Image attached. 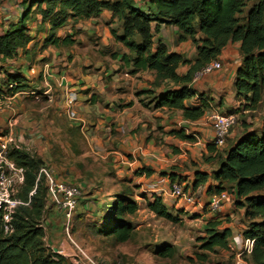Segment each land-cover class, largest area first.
Segmentation results:
<instances>
[{"label": "crops", "instance_id": "obj_1", "mask_svg": "<svg viewBox=\"0 0 264 264\" xmlns=\"http://www.w3.org/2000/svg\"><path fill=\"white\" fill-rule=\"evenodd\" d=\"M30 1L0 0V37L21 23L22 15L30 6ZM134 2L144 11L148 8V0ZM33 10L34 8H31V12ZM40 20V16H36L35 20L25 22L29 29V39L25 46L18 49L12 59L0 61V92L5 95L0 104V142L9 131L8 125L13 123L15 137L30 145L29 153L37 154L42 164L50 166L56 175L60 173V176L65 178L64 183L75 185L77 178L73 169L64 164L56 166L51 160V153L68 157L72 146L70 142H61L60 138L70 141L68 131L72 130L82 139V148L78 149L82 157L87 153L110 156L111 167L117 170V174L121 172L120 169L127 167L139 170V180L144 179L140 189L150 193V201L152 197H160L157 193L163 192L170 183L168 178L159 180L161 170L175 160H188L187 163L196 164L189 178L192 179L191 187L196 173H205L208 176L204 187L196 191L190 189L192 193L202 191L203 195L199 199H203L204 203L194 198L192 205H196L195 208L184 200L179 203L183 204L185 211L191 207V213L201 214L202 208L211 197L206 191L217 184L213 174L219 168L223 153L229 148L227 145V148L224 145L221 149L211 145L213 130L208 117L211 112L223 115L237 108L234 81L236 72L241 67L240 43L226 45L217 59L221 65L219 70L198 78L194 76L189 87L195 91L196 98L202 95L210 109L198 121L188 122L182 119L178 111L154 108L156 97L167 91L177 90L173 83L165 81L155 87L151 72L131 74V68L122 63L121 58L128 54V51L111 35V30L117 36L121 35L120 24L111 12L104 10L97 18L70 22L58 30V37L72 36L74 41L72 46L62 48H56L47 42L50 35L48 27H45L44 33L37 34ZM155 27L156 23H151L153 49L160 41L170 53L181 55L188 61L195 59L196 48L191 39L179 43L176 27L163 24L158 26V32L154 33ZM199 39L200 36L196 35L195 40ZM189 69L188 65L179 66L176 73L185 76ZM10 75H19L24 80L26 89L7 95L6 91L10 90L9 86L12 85L7 83V77ZM67 91L75 97V120L67 117L63 107ZM29 96H34V101H28ZM43 99L49 104L48 112L47 109L38 107ZM187 105L197 103L193 99L187 102ZM244 122L229 132L226 139L229 144L242 134L260 127V123L255 121L245 119ZM171 131H183L186 137L193 140H179L169 134ZM212 148L215 152L209 150ZM65 162L67 163V160ZM144 170L149 171L150 175H146ZM164 176L169 177L168 174ZM191 194L185 195L192 197ZM89 198L80 199L71 227L73 238L78 240V243L82 239L81 233L86 231L84 226L91 218L97 216ZM162 202L164 204L163 199ZM221 211L223 217L232 218L228 202L223 204ZM201 218L207 217L201 215ZM211 219L217 217L211 215L208 222ZM61 223L62 217L58 212L53 209L46 212V230L56 234L54 230H63ZM226 227L232 230L229 225ZM234 232L231 231V244L235 250L240 251L244 240L233 242L232 239L237 237ZM61 246L65 251L71 250L65 241L61 242ZM246 253L249 256L250 252Z\"/></svg>", "mask_w": 264, "mask_h": 264}, {"label": "trees", "instance_id": "obj_2", "mask_svg": "<svg viewBox=\"0 0 264 264\" xmlns=\"http://www.w3.org/2000/svg\"><path fill=\"white\" fill-rule=\"evenodd\" d=\"M250 2H253L252 7L241 18ZM28 5L21 23L0 37V61L12 59L16 51L25 46L29 39V29L25 24L27 20L40 16L37 34L44 33L45 27H48V43L56 48L70 47L74 44L72 36L58 37L56 32L70 22L97 18L105 10L111 12L120 24L121 35L117 36L112 30L111 35L128 51L121 61L131 68L130 73L149 71L154 76L153 86L170 81L177 87V90L156 97L155 109L178 111L182 119L188 122L201 119L210 109L209 104L202 99V95L196 98L195 91L189 86L196 73L217 61L226 45L235 42L240 43L241 56V67L234 81V97L239 106L228 114L240 113L237 110H242V114L254 112L261 103L264 90V0H148L146 11L138 8L134 0H31ZM31 8H34L32 12ZM153 22L156 23L154 33L158 32L160 25H172L178 30L179 43L191 39L196 48L195 59L188 61L181 55L170 53L160 41L153 49ZM196 35L200 36L199 40H195ZM184 65L190 66L188 73L185 76L177 75V68ZM23 82L19 75L8 76L7 83L12 84L13 88L7 90L6 94L13 95L26 89ZM193 99L197 105H187ZM169 134L182 141L193 140L186 137L183 131H171ZM209 150L215 152L214 148ZM9 160L24 171V181L15 196L24 205L19 206L12 216L13 231L9 234L3 232L0 211V264H73L65 257L48 251L43 245L45 234L40 222L45 188L42 180L36 182L40 161L25 151H12ZM143 172L150 175L147 170ZM207 178L205 173H196L192 190L204 187ZM168 179L173 183L175 176L169 175ZM213 179L217 184L206 192L211 196L226 193L237 209L245 208L247 211L244 215L252 218L242 231L241 238L251 242L249 264H264V117L258 129L242 134L229 145L220 158ZM108 204L102 205L109 213L106 235L116 237L118 243H125L133 229L121 217L134 215L138 206L120 195L110 208ZM146 207L159 218L178 222L167 213L160 197H152ZM106 219L107 216L102 223ZM206 226L202 249L207 252H214L215 249L228 252L231 231L222 227L216 219H211ZM164 252L163 256H172V250ZM199 259L204 258L201 256Z\"/></svg>", "mask_w": 264, "mask_h": 264}, {"label": "rangeland", "instance_id": "obj_3", "mask_svg": "<svg viewBox=\"0 0 264 264\" xmlns=\"http://www.w3.org/2000/svg\"><path fill=\"white\" fill-rule=\"evenodd\" d=\"M252 5L253 2L247 4L243 12L244 14L241 16V18L246 15ZM27 100L34 101V96H29V99ZM235 103L238 102L236 101ZM236 106L237 108L231 109L229 111L231 112L238 109L239 103ZM38 107H42L44 110L47 109V112L50 110L46 99L40 101ZM51 110L53 109L51 108ZM237 111L240 113H232L237 116V125L239 123H245V119L260 123L264 117V90L262 92L261 103L256 111H249L245 114L241 113L242 110ZM230 112H227L226 114ZM69 133V136H71L70 141L63 139V137L60 138L61 142H70V145L72 146L70 147V153L68 154V157L66 155L61 157L59 154L54 153L52 155L51 153V160L56 166L64 164L73 169L77 178L74 186H77L81 189L82 197H90L89 201H91V206L97 213V216L91 218V220L84 226V230L86 231L81 233L82 239L81 242H79L80 244L77 242L78 240L73 238V231L71 230V239H73L80 251L84 253L85 257L88 258V260H90L93 264L250 263L249 256H247L246 253V249L249 247L248 244H244L240 251H237L233 248L231 240L228 242V252L218 249H215L214 252H207L202 249L203 242L206 239V225L211 215L214 214V216L217 217L216 220L220 219L219 221H221L220 223L222 224V227L227 228L226 225L232 227L231 231H235V236L240 238V232H242L252 221V218L246 217L244 215V212L247 211L245 208L237 209L234 206V203L231 202L227 197L228 208L230 209L232 218L229 216H227L229 218L223 217V212L221 211L223 205L217 212L212 213L209 211V209L204 207L202 208L203 210L201 211V214H193L191 213V207L187 208V211H185L183 204L179 203V201L184 200L183 198L176 199L173 202L174 199L171 197V195H169L172 184L179 185L182 189V192L186 195L192 193L190 191V182L192 179L189 178H191V171L192 169H195L196 164L191 162L187 163L188 160L185 162L175 160L172 164L165 166L161 170V174L158 175L159 180L161 178H168L167 176H164V174L170 175L173 173L175 176L173 183L167 184L163 192L157 193L163 199L167 213L178 219V222H169L166 219L159 218L148 211L146 203L147 201H150L151 195L150 193L143 192L140 189V186L143 185L141 181H144V179L139 180V174L137 172L139 170H134L133 167H127L125 165L127 168L120 169L119 171L121 172L117 174V170H113L111 167L112 164L110 156L93 155L87 153L85 157H82L81 153L78 151L79 148H82V139L79 138V136L76 135V133H74L72 130H69L68 134ZM226 145H230L228 140H226L225 146ZM31 155L40 161V169L43 164L39 156L37 154ZM66 160L68 164L65 162ZM57 176L61 181H64L65 178L61 177L60 173L57 174ZM41 180H43L42 177ZM43 188L45 187L43 186ZM157 194L154 195L158 196ZM192 194L191 198L200 200L199 198L203 195V192L199 191ZM119 195L126 200L134 201L138 206V211L134 215H123L121 217V219L128 221L133 229L130 239L125 243H118L115 240L116 237L106 235L107 230L105 226L109 220V213L102 206L104 204L106 205V203H109L107 206L110 208L111 204ZM200 201L201 203H204L203 199ZM98 203L99 206H97ZM190 205L193 208L196 207V205L189 203V206ZM201 215L202 217L206 216L207 218H201ZM106 216L107 219L102 223V220ZM61 225H63V222ZM63 229L65 230V228ZM64 230H54L56 234H52L53 232L46 230L43 240L44 247L47 248V246H49L51 249L55 247L54 249H56L57 252L61 251L64 253L65 250L62 248L61 242H67L70 247V242L67 239ZM49 248H47L48 251L52 252V250ZM71 248L75 249L72 246ZM167 249L172 250V256L162 255V252L165 253L164 250ZM201 256L204 258L203 260L199 259ZM68 260L73 264H86V261L83 259H81V262L75 259Z\"/></svg>", "mask_w": 264, "mask_h": 264}, {"label": "built area", "instance_id": "obj_4", "mask_svg": "<svg viewBox=\"0 0 264 264\" xmlns=\"http://www.w3.org/2000/svg\"><path fill=\"white\" fill-rule=\"evenodd\" d=\"M220 68V63L215 61L206 65L200 72L196 73L195 76L196 78L206 76L214 71L219 70ZM60 86L61 82H59V87ZM9 88H13V85L9 86ZM4 96L5 95L3 92H0V104L3 101ZM74 103L75 97H73V95L67 91L63 99V107L67 117L71 120L76 119V114L73 110ZM208 122L210 123L213 130V137L210 140L211 145L215 148L224 147L230 130L237 126V116L234 114L221 115L218 112H211L208 117ZM13 127V123L8 125L9 131L7 132L5 138L0 142V211H2L4 234L12 233V216L15 214V211L19 206L24 205L15 198L19 186H21L24 181V171L20 168H17L14 163L9 160V154L12 151H25L27 153L30 152V145H26V142L24 143V141H20L15 137ZM195 138H197V136ZM41 177L43 178L42 182L45 187V196L40 227L45 234L46 212L49 209L55 210L62 217V229L65 228V230H63L70 242V247L72 246L75 249L71 248L70 251H65L62 253L61 251L57 252L56 249L49 248V246H47V248L51 249L52 253L58 254L67 259H75L79 262H81V259H83L86 261V264H89V262L90 264H93L90 260H88V258L85 257V254L80 251L73 239H71V225L73 223L74 215L79 207L80 199L82 198L81 189L77 186L61 181L57 177L55 171L46 164H43L38 170L36 182L41 181ZM35 189L32 194H34ZM169 195H171L174 200L183 198L187 204H193V199L191 197H185L186 195L182 192V189L179 185L173 184L171 186ZM226 202V193L212 195L204 207L213 213L219 211L222 205ZM241 239V237H234L232 241L237 242ZM244 244L249 245V249L247 248L246 250L247 252H250L251 242L245 240Z\"/></svg>", "mask_w": 264, "mask_h": 264}]
</instances>
